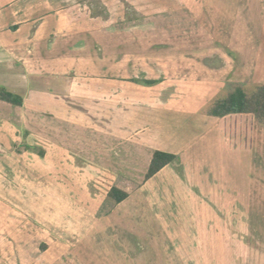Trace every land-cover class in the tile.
<instances>
[{"label": "crops", "instance_id": "crops-1", "mask_svg": "<svg viewBox=\"0 0 264 264\" xmlns=\"http://www.w3.org/2000/svg\"><path fill=\"white\" fill-rule=\"evenodd\" d=\"M199 2L0 0V86L22 97L0 100V264L3 253L20 264L35 238L25 264H141L139 241L163 233L183 264H264V128L250 114L208 113L235 86L264 84V27L249 37L240 23L229 44H203L187 73L153 86L133 83L159 75L130 71L146 58L114 41L116 16L135 23L129 10L157 26L195 17ZM211 75L214 93L203 88ZM154 151L174 160L145 179ZM111 187L126 198L113 203Z\"/></svg>", "mask_w": 264, "mask_h": 264}, {"label": "rangeland", "instance_id": "rangeland-1", "mask_svg": "<svg viewBox=\"0 0 264 264\" xmlns=\"http://www.w3.org/2000/svg\"><path fill=\"white\" fill-rule=\"evenodd\" d=\"M202 2L203 0H200L199 3L201 5L195 10V17L187 16L186 12H184L185 14L180 13L178 18L174 16V18H171L167 15L166 18L165 16L162 17V21H159L157 26L154 23L155 18H147L148 16L145 19L144 17H134L132 15L133 12L130 10L129 17H127L128 21L129 23L135 22L131 23V25L129 23V25L126 24V14L122 18L120 16L114 18L112 30L115 43L121 44L123 40L126 41L127 57H134L137 59L142 57L146 58L144 63L140 65L134 66L132 63L133 61H131L130 64L127 65L128 69L132 68L130 71H139L144 73L143 75H159L157 78L158 80L155 82L144 80L141 82L133 81V83H142L146 86H153L160 82L161 74L170 75L169 73L174 71L180 76L184 75L187 73L188 67L186 64V58H189L188 60H190L193 59L194 56L202 54L203 44H205V48L210 46L211 49L215 45L220 47L223 42L229 44V41L226 38L233 37V39H235V35L238 32L237 30L241 29L240 23H242L243 26L241 32L244 31V35H249V37L252 36L250 33L251 30H253V34H255L257 30L260 31L261 28L264 27V0H215L210 1V5L206 7H203ZM160 3L167 4L168 8L176 7L183 9L182 5L170 4L168 1ZM129 8L131 9L132 7L129 5ZM139 19L142 21L141 27L139 26L140 23H138L140 21ZM172 21L173 24L171 25ZM145 29L146 31L144 32ZM155 30H158V32ZM263 38L264 37L262 36L261 39ZM138 40L139 42L140 40H145L147 42V48L143 49L140 44L131 48L127 45L128 43L132 44L133 42L138 43ZM208 43L210 45H208ZM219 47H215L213 50ZM118 51L120 53L121 50L116 49V52ZM208 52H210L211 55L209 57L207 56V59L212 61L218 58L215 51L211 50ZM119 53H117V55H119ZM155 58H164V61L166 59H172L174 60V65L171 66L169 62L164 64L161 61L156 63L157 61H155ZM218 63H220V60H218ZM120 68H122V66H120ZM230 76L231 75L228 74L226 77ZM212 78L213 76L211 75V79ZM219 78L222 79L223 76L219 75ZM183 83H187L185 79L183 80ZM220 84H222L221 81L212 79L208 83V87L204 86L203 88L214 93ZM223 86H225V84H223ZM203 88L201 86V89ZM247 89L248 88L246 87V90ZM211 99V101H213V96ZM22 147L24 148V146ZM245 172L246 171H244V174ZM7 181L8 185L16 184L14 181V183L12 182L11 176H8ZM132 209H134V207L129 208L127 213ZM130 223L135 224L132 225V232L138 235V239H142V232H140V229L138 230V224L135 222L134 215L132 214H130ZM151 227L154 226H149V237H153L150 234ZM139 242L145 245L147 249L145 256L142 258L143 262H141V264H183L181 261L183 258H177L175 256L171 241L166 233L162 234L161 240H159L157 235L156 241L154 240L151 242V240L147 239L145 242L143 240H140ZM36 244H38L37 238L25 243V248L20 251V255H22L20 258V264H25L30 260V257L33 256V246H36ZM160 244L161 259L159 258ZM152 254L154 255L152 256ZM7 257L9 256L5 253L2 254L1 264L9 263L8 260L11 259ZM93 263L94 261H91L86 264Z\"/></svg>", "mask_w": 264, "mask_h": 264}, {"label": "trees", "instance_id": "trees-1", "mask_svg": "<svg viewBox=\"0 0 264 264\" xmlns=\"http://www.w3.org/2000/svg\"><path fill=\"white\" fill-rule=\"evenodd\" d=\"M0 100L14 106L22 105L21 96L8 92L1 86ZM208 113L215 117L237 113L250 114L264 128V84H257L247 90L241 86H235L225 98L216 100L209 108ZM39 154L42 155L41 150ZM173 160L174 156L172 154L154 151L145 174V179L153 176L163 166ZM107 196L113 203H119L126 198L127 194L115 187H111Z\"/></svg>", "mask_w": 264, "mask_h": 264}]
</instances>
